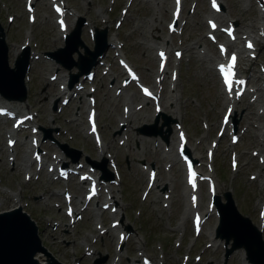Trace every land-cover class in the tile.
<instances>
[{
  "label": "rangeland",
  "instance_id": "rangeland-1",
  "mask_svg": "<svg viewBox=\"0 0 264 264\" xmlns=\"http://www.w3.org/2000/svg\"><path fill=\"white\" fill-rule=\"evenodd\" d=\"M127 1L65 0V3L74 8L76 13L75 17L68 16L66 19L72 27L79 16L85 18L87 23L83 26L81 38L89 48H92V41L88 34L89 28L105 27L107 32L112 34L118 31L120 42L124 43L123 53L137 67L142 80L148 84H154L157 63L156 46L162 45L161 41L166 38L169 40L166 23L170 19L171 0H132L129 6ZM221 2L224 7L221 14L237 23L238 33L246 30L257 39L256 56L250 58L241 53L239 68L249 75L250 86H257L259 90L239 96L237 99L240 100L234 103L235 110L238 112L237 128L240 140L235 146H229L228 135L220 139L214 166L217 195L221 202H225L224 194L231 192L238 212L261 230L264 241V226H262L264 220L261 221L259 218V209L264 206V164L260 165L257 156L251 155V152L255 151L264 157V133H260V129L264 131V108L262 113H259L261 112L259 111L260 102L262 101V106L264 105L263 96L253 101L255 95L262 92L261 84L264 82L260 72L261 66L264 65V36L257 34L258 27H264V20L260 19L258 0H221ZM191 3H195L194 11L191 9ZM35 7L36 20L32 24L28 20L24 0H0V23L11 51L8 53L9 64H13L15 51H19L20 45L27 44L26 41L32 53V67L26 79L28 98L26 102L13 103V105L17 108L21 106L27 111H35L37 113L35 122L44 128L52 129L51 135L55 138L59 135L57 139L61 144L78 149L81 152V159L83 157L96 159L92 143L83 136L82 128L85 126L82 118L78 117L71 121L73 113H79L80 109L75 107L81 105L80 96L77 100L72 102L69 100L66 105H63L61 97H58L56 93L58 91L56 84L59 85L60 81L58 78L50 79V74L55 71L59 76L63 74L68 76L69 73L45 56V52L62 46L52 8L47 0H37ZM124 7L127 11L122 20L120 12ZM209 12L208 0H184L180 14L181 26L171 35L172 43L169 40V44L172 47L168 48L171 51L173 46L183 49V55L179 59H174L172 55L166 65L169 73L157 81L158 87L163 89L161 96L163 101H160L162 111L167 117L182 123L188 137V147L192 156L198 160L204 156L205 149L219 134V125L226 106L219 78L213 68L214 61L209 59L210 56L218 57L216 45L206 38L208 28L205 20ZM223 16L219 18L223 19ZM11 18L12 21H10ZM118 22H122L119 28ZM225 23L224 19L220 22V27H223ZM217 31L221 33L219 29ZM240 45L242 46V41ZM114 59L113 51H110L106 61L114 64L112 75L116 76L120 74V70ZM173 71H176L179 76L173 82L174 93H169L171 86L169 76ZM258 76L260 80H257ZM113 83L115 84V80ZM113 83L112 88H114ZM98 86L97 94H95L98 98V125L101 128L103 140L112 141V146L116 145L112 153H115V163L121 176L119 186H111L112 195L121 206L123 224L131 228L129 240L123 246V253L119 259L115 251L114 232H110L108 236L104 234L102 237L98 234L99 230L96 229L98 222L90 212L94 208L91 206L93 204L89 206V211L83 213V219L76 225L67 227L61 224L55 231L51 230V221L54 219L64 224L68 223V218L52 206L54 203L61 204V197L53 193L61 191L65 184L59 180L52 181L45 169L37 172L34 177L35 166L34 164L27 166V161L30 159L25 151L28 148L27 144L21 141L27 136L29 130L20 133L21 144L15 145L12 157L16 164L11 171L10 156L4 150V133L11 129L12 120L3 119H0V212L10 209L15 200H19L23 211L29 214L41 228L43 246L61 264H110L113 260H118V264H141L142 257L152 259L155 264L159 262L162 264H223V243L219 240L211 241L208 237L217 224L214 214L209 213L200 236L194 237L191 213H186L188 210L184 197L186 189L184 171L178 158L169 171L164 170L163 165L169 164V158L176 151L173 141L175 138H172L171 132L173 126H170V130L167 126L164 127L168 129L169 133H166V136L169 142L174 143L168 155H166L168 149L162 147L159 138L145 137L135 131L136 127L142 128L144 125L150 127L154 123L153 103L148 99V104L139 108L132 117L136 123H130L126 131L124 129L120 135L116 134L114 131L119 130L118 118L122 116L123 104L127 103L133 108L142 97L138 89L133 86L127 88L118 98L113 97V89L108 92V88L100 86L99 82ZM86 88L88 84H85L83 92ZM133 91L136 96H131ZM170 94L177 96L178 105L167 103ZM53 105L59 107V110H54ZM18 111L21 113L23 109ZM162 122L161 118L159 125ZM149 127L143 129L144 135L152 133ZM110 136L115 137L111 139ZM122 137H127V140L125 139L123 147H118L117 142ZM173 137H175L174 133ZM157 141L159 145L155 143ZM39 148L42 151L48 150L49 156L57 153L56 147L48 145L47 142L41 144ZM231 152L238 157V165L235 168L232 165ZM95 153L97 154L96 151ZM45 160L51 161L48 157ZM151 165L158 172L156 183L159 188L156 186V189H149L146 197L142 199L148 180L146 167L149 168ZM29 169L33 177L27 179L25 171ZM251 175L256 176V179L252 180ZM77 184V180L72 179L68 181L67 186L68 190L79 199L84 191ZM12 194H15L18 199H12ZM164 195L166 199H163ZM197 196L199 204L196 208L207 212L206 183L200 184ZM40 197L43 199L37 201ZM46 199L48 200L42 204ZM101 202L102 199L98 201L99 204ZM111 219L107 212H102L98 220L99 225L107 229L111 225ZM117 231L119 230L115 233ZM178 243L180 244L175 247ZM85 246L92 250L91 256L86 253ZM198 257L200 261H195ZM243 257L241 250L234 251L227 264H249Z\"/></svg>",
  "mask_w": 264,
  "mask_h": 264
},
{
  "label": "water",
  "instance_id": "water-1",
  "mask_svg": "<svg viewBox=\"0 0 264 264\" xmlns=\"http://www.w3.org/2000/svg\"><path fill=\"white\" fill-rule=\"evenodd\" d=\"M0 40H1L0 41V57H1L2 65H3V63L5 64V57L4 56L6 54V51H5L6 47H5V45H2V44H4L3 39H0ZM217 205L219 206L218 200H217ZM227 219H229V220H227ZM226 225L228 226L231 233L228 231L229 233L227 232L225 235L229 238L233 237V239H235L234 245H236V243H239V242L241 243V241L243 240V243H244L243 245L247 249L246 251L249 255V258L253 261H255V259H259V263L263 264V262H264V245L261 242L260 236L258 235V233H256L255 234L256 236H254L255 237L254 243L257 242L256 245L254 246V244L252 242H249V243L247 242L248 241L247 238L245 236H243V234L239 230H238L239 234H237L235 227H234L235 224L232 221V219H230L229 215H227V214L224 215V218L222 220V230L226 229ZM240 226H243V225H240ZM232 228H234V230ZM233 231H234V233H233ZM251 234L252 233H250V237L253 239ZM237 246L238 245H236V247ZM259 246H261L262 249ZM254 247L257 250H259V249H261V250L257 253L254 250ZM24 249H25V251H28L27 252V259L29 258L28 259L29 264H33L32 257L37 252L43 251L40 247L38 240H37L36 229H35L34 225L30 222L29 218L26 215L22 214L20 211L0 215V264H20L19 253L21 250L24 251ZM9 252H10V254H9ZM255 253H256V255H255ZM257 254H260V255L257 256Z\"/></svg>",
  "mask_w": 264,
  "mask_h": 264
},
{
  "label": "bare ground",
  "instance_id": "bare-ground-1",
  "mask_svg": "<svg viewBox=\"0 0 264 264\" xmlns=\"http://www.w3.org/2000/svg\"><path fill=\"white\" fill-rule=\"evenodd\" d=\"M66 8V7H65ZM72 14V13H71ZM62 16L63 17H65L64 16V14H62ZM262 16H264V14L262 15ZM214 18V17H213ZM214 20H217L216 18H214ZM213 19L211 20V21H214ZM259 20V19H258ZM260 21V20H259ZM178 22H179V20H178ZM68 27L69 26H67L66 28H65V30L66 31H68ZM228 27H231V25H229V26H227V28ZM264 30V28L262 27V26H260V27H258V31H263ZM59 33L61 34V32L59 31ZM244 33H246V32H244ZM248 33V32H247ZM247 37L248 38H246V39H250V36H249V34L247 35ZM111 41V40H110ZM109 41V42H110ZM111 43V42H110ZM112 44V43H111ZM167 45H168V42H167ZM169 46V45H168ZM160 46V51H163V52H167L169 49L168 48H171V46ZM241 52H246L247 53V50H241ZM253 54V51H251V52H248L247 53V55H252ZM165 72V70L164 69H162V70H157L156 71V76L158 75V76H161L163 73ZM60 77V79L62 80L61 81V83H64L63 81H64V79H65V77L63 76V75H61V76H59ZM52 87H54V86H52ZM172 89H175V88H171V90ZM55 90V89H54ZM61 91H62V93L63 94H66L69 90H66V89H64L63 87H61ZM51 92H52V90H51ZM174 93V92H173ZM157 94H158V92H157ZM71 95H72V93H71ZM56 96V95H55ZM175 97V98H174ZM232 97L233 96H231V95H229L228 96V103H227V105H226V109H227V111H229V116L231 117L232 116V113H236V111L234 110V106H233V102H232ZM167 101L169 102V103H174V105L175 104H177L178 105V102H177V97H176V95H174V96H169L168 97V99H167ZM4 103H9L10 104V102H8L7 100H4L3 101ZM9 104H7V106L9 105ZM159 108H160V106H158ZM161 109V108H160ZM178 110V109H177ZM142 119V118H141ZM139 120H140V118H139ZM135 122V121H134ZM133 122V123H134ZM132 123V124H133ZM175 134V133H174ZM175 138H178V139H180L181 137L180 136H177V135H175ZM86 139V138H85ZM145 142V141H144ZM34 143L36 144L37 143V140H35L34 139ZM24 145V144H23ZM175 145H176V147H185V145L180 141V140H178V141H176V143H175ZM24 146H26V145H24ZM173 156V155H172ZM171 156V158H169V159H171L172 161H176V159H174V157H172ZM45 165V164H44ZM158 181V179L156 178V180H155V183ZM96 179H94L93 177H92V181H89L88 182V185H90L91 187H95V185H96ZM98 183V182H97ZM99 184V183H98ZM158 186V185H157ZM99 190L97 191V195H94L93 197H92V199L93 200H96L97 201V199H99L100 198V196L103 194L101 191H100V184H99ZM186 188V187H185ZM210 189H215V186L213 185V184H211L210 185ZM188 192V191H187ZM215 192H216V189H215ZM107 195H108V191H107V194H105V196H104V194H103V196H104V198H105V201L106 200H108L107 201V203H109L110 205H111V207H113V204H115V205H117V209H119L120 208V205L118 204V202H117V200L116 199H114L113 197H108L107 198ZM15 197V196H14ZM186 200L187 201H189L190 203H192L193 201H194V198L192 197V195L191 194H189L188 196H186ZM81 203V202H80ZM106 202H105V204H107ZM187 204H189V203H187ZM15 208V207H14ZM14 208H12V210L14 209ZM116 209V213H115V215H113L114 216V218H116L120 213H119V211ZM97 211V210H96ZM234 227H235V230H236V232H237V234H239V231H238V229L236 228L237 227V225L235 224L234 225ZM118 228H121V230H119V231H122L123 230V228H124V226H123V224H120V226L118 227ZM243 229H244V227H242ZM120 236H121V234H119L118 235V239H119V241H122L123 240V238L124 237H121L120 238ZM251 242L253 243V240L251 239ZM22 251V250H21ZM20 251V253H19V262H20V264H29L28 263V259H27V252L28 251H25V249H24V251H22L21 252ZM17 252V251H16ZM9 254H10V252H9ZM36 264H46L47 262H48V258H47V256L45 255V254H43V253H39L37 256H36Z\"/></svg>",
  "mask_w": 264,
  "mask_h": 264
},
{
  "label": "snow or ice",
  "instance_id": "snow-or-ice-1",
  "mask_svg": "<svg viewBox=\"0 0 264 264\" xmlns=\"http://www.w3.org/2000/svg\"><path fill=\"white\" fill-rule=\"evenodd\" d=\"M213 7H216L215 2H213ZM249 47H251V45H249ZM163 55V54H161ZM235 60V57H233V61ZM221 73L224 74V84L230 89L231 88V84H230V80H229V76L231 74V65H229V69L226 72L224 67H221ZM146 91V90H145ZM227 119V118H226ZM191 174V173H190ZM189 182L191 183V179L189 180Z\"/></svg>",
  "mask_w": 264,
  "mask_h": 264
}]
</instances>
